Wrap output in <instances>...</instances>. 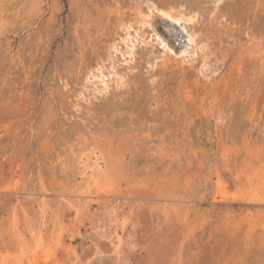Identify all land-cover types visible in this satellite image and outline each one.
<instances>
[{
  "label": "rangeland",
  "instance_id": "obj_1",
  "mask_svg": "<svg viewBox=\"0 0 264 264\" xmlns=\"http://www.w3.org/2000/svg\"><path fill=\"white\" fill-rule=\"evenodd\" d=\"M151 1L170 0H0V264L35 241L33 264H264V0H183L213 41L207 76L199 54L181 70L140 43L124 87L78 99L86 64ZM157 12L147 35L179 57L192 24Z\"/></svg>",
  "mask_w": 264,
  "mask_h": 264
},
{
  "label": "bare ground",
  "instance_id": "obj_2",
  "mask_svg": "<svg viewBox=\"0 0 264 264\" xmlns=\"http://www.w3.org/2000/svg\"><path fill=\"white\" fill-rule=\"evenodd\" d=\"M186 4L187 3H185V1H183V0H180V1L170 0V1H165L162 4H158L155 1H151V2L147 3L145 8L140 3H136L135 5L133 4L134 6L132 7L131 17L130 18H123L118 22V25H117L118 38H115L110 44L106 45V48H105L106 54L105 55L104 54H102V55L97 54L96 61L94 63H87L86 64L87 66L82 73V74H84L83 75V81L81 82L83 86H82V88H80V91L78 93V99H80L81 101L86 100L89 103V101H90L89 96L106 95L110 91L112 84H114L115 87H117V88L124 87L126 85V81H127L126 80V76L128 75L127 70L131 67L132 62L134 61V59L136 57V49H137L138 44H140V43L149 44V43H152L153 41H155V42L159 43L160 45H163L164 49L162 48L163 49V55H162L163 60L161 62L162 66L167 65V63L172 58L173 60H175L178 63L181 70L186 68L185 64L192 63V61H194L196 59V56L199 54V58L197 59L199 62H197L198 66L196 68V71L200 75L207 76V74H208L207 71L209 69L208 61H209L210 57L212 56L211 54H212V42L213 41H211L212 38L210 39V36L207 37L206 40H203L201 38L200 34L203 33L202 28H204V27L201 28L200 24L198 22L199 21L198 19L200 16V9L195 7V6H192V5L187 6ZM156 11H158L157 12L158 14L160 13L161 15L170 19L171 21L177 22L180 25H182L183 28H181V27L180 28L183 30L185 29L188 31V28H187L188 24L189 23L192 24V28L190 29L189 34H188L189 37H186V38H189L190 47L187 45L189 48H187L184 52L182 51L183 53L181 55L177 54L179 57H177L175 55V53H176L175 49L167 42V40L161 34H159L158 32H155L154 34L149 33V35H147V31H150V28L154 27L153 17H154V14ZM219 16H220V18L222 17V15H219ZM226 19H228V18L226 17ZM252 38H253V36H252ZM248 40H250V39L248 38ZM258 44H259V42H258ZM221 45H222V43H221ZM249 45H250V43H249ZM242 49H241V52L236 53L235 58H234V62L242 61L243 58L247 55L248 48H245V49L242 48ZM257 49L254 48V51H253L254 55H258L260 53V51H258ZM261 51H263V50L261 49ZM250 54L252 55V53H250ZM151 79H153V78H151ZM154 79H156V78H154ZM206 81H208V80H206ZM153 89H154V87H153ZM86 95H88V97H86ZM74 105L77 107L80 106V104L78 102H76ZM97 140L98 139L95 138V140L92 141L91 143L87 144V146H89L90 148H93L94 150L95 149L100 150L101 153L104 156H106V161L108 163H110L114 169L116 161H117L115 159L116 156L112 155V152L109 149L107 143H101L100 142L99 145L96 146L95 144H96ZM243 144H245V143H243ZM79 159H81V157ZM119 163L121 164V162H119ZM19 165L16 166L17 169L15 170V172L13 174V180H14L13 187L14 188L11 187V189H16V190H19V192H21L20 190H22V186L24 183V181H23L24 175H23V171H22L23 167H21ZM22 165H24V164L22 163ZM93 169L95 170V172H97V179L99 180L100 176H101V172H100L101 166L95 163ZM117 173H118V171H117ZM99 174H100V176H99ZM43 186H44V184H43ZM34 233H33V235H35ZM35 238H33V240ZM24 240H25V238H24ZM25 241L23 243H25ZM35 242H37V243H35L34 245L37 244V246H35L34 249L32 247H30L31 245L26 246V244H25V246L23 245V248H22V246H20L22 248V249L20 248L21 249L20 250V253H21L20 256L21 257L19 255H18L19 257L18 256L16 257L15 262L17 264H23L25 258L29 259L26 261L27 263L25 262V264L35 263V261L30 260V259H32V257H35L36 254H38L40 249H41V247H40L41 243L39 241H35ZM31 251H33V255L31 254ZM44 257H45V255H44ZM9 260L3 259L2 261L4 263H2V264H8ZM37 261H39V260L37 259ZM40 261H41V259H40Z\"/></svg>",
  "mask_w": 264,
  "mask_h": 264
}]
</instances>
